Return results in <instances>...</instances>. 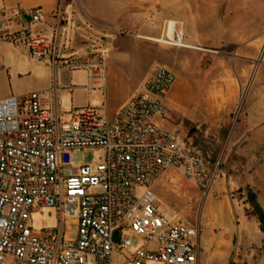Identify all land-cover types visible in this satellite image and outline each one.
<instances>
[{"label":"built area","instance_id":"built-area-1","mask_svg":"<svg viewBox=\"0 0 264 264\" xmlns=\"http://www.w3.org/2000/svg\"><path fill=\"white\" fill-rule=\"evenodd\" d=\"M62 7L63 0L55 13L61 20ZM40 20L34 11L32 22ZM165 24L162 40L154 42L191 47L181 24ZM0 33L56 72L84 70L93 89L104 91L99 82L107 56L101 48L69 54L58 30L34 33L10 9L1 12ZM176 78L155 64L112 116L102 106L61 111L58 84L46 95L34 91L0 99V264H89L91 256L93 264H197L199 227L164 214L153 189L169 170L203 191L220 175L218 159L209 160L179 130L157 122L169 113L166 100ZM85 149H99L101 162L69 163L70 173H64L65 155ZM44 207L55 209L56 226L35 231L31 214ZM70 226H75L71 238ZM132 237L139 241L134 250Z\"/></svg>","mask_w":264,"mask_h":264},{"label":"rangeland","instance_id":"rangeland-1","mask_svg":"<svg viewBox=\"0 0 264 264\" xmlns=\"http://www.w3.org/2000/svg\"><path fill=\"white\" fill-rule=\"evenodd\" d=\"M66 2H76V0H64V3ZM244 3L245 7L239 12L243 19L240 23L243 30L239 31V37L250 35L249 28L253 26L251 24L253 19L261 20V52L256 53L255 59L262 67V81L258 86L260 95L255 102L259 100L264 105V0L241 1V4ZM193 6V1H181L178 7L171 9V13L182 17L191 11ZM149 19L150 25L154 26L153 15H150ZM230 25L231 21H228L227 26ZM76 28L77 23L62 30L60 43L65 45L66 50H71L69 54L77 51L79 55H89L99 47L105 52L107 59L114 51L117 55H121L119 62L112 66L111 76L107 82L106 104L111 108L139 90L146 74L155 64L164 65L176 74L183 90L179 101L182 110L175 118L181 125L190 124L187 133L184 134L186 139L193 138L194 140L190 142L201 149L209 160L218 159L221 170L210 191L199 189L194 183L184 179L178 171L169 170L161 177L164 179L161 193L155 190L159 199V209L164 210L167 216L174 215L177 220L199 227L200 234L207 243L202 245L201 241L199 254L204 251L214 252L218 242L224 240L227 233L232 230L229 264H264V232L248 196L249 193L256 196V201L263 211L264 221V112L260 126V142L249 144L245 138L250 133L239 127L243 117L242 108L247 103L246 96L252 84L253 74L237 97L239 86L237 81L228 80L226 72L228 65L212 71L201 55L205 50L203 48L171 47L144 40L138 37V33L125 30L117 34L124 39L115 47L111 41L114 37L105 24L98 23L92 26L90 23L77 36L75 35L77 30L74 31ZM186 29L188 33V28ZM187 42L194 46L188 35ZM231 50L229 47L224 51L230 53ZM4 56L5 68L0 70V96L4 93L7 96H19L40 90L39 82L49 71L48 66L35 67L27 61L20 48L13 44H8ZM79 71L77 74L73 73L71 85L87 86V75L82 74V70ZM100 82L102 83L103 80ZM88 87L91 89L95 86L91 84ZM83 100H85L83 104L91 107H101L103 104V97L97 91L90 92ZM66 103L65 101L63 104L64 109ZM218 121H222L225 126L219 128L212 125L213 122ZM101 155L99 149L72 150L65 155L63 171L66 174L70 173L69 163L75 166L100 163ZM208 201L213 202L212 217L208 214ZM226 211L231 215L232 228L227 227L225 222L222 225L215 223V216ZM31 218L35 231L56 226V212L52 207H44L33 212ZM67 232L71 238L75 226H70ZM132 243L131 250H134L139 241L136 237H132ZM201 255L202 259H205L203 254ZM88 262L93 264L94 258L89 257ZM201 264L219 263L203 261Z\"/></svg>","mask_w":264,"mask_h":264},{"label":"crops","instance_id":"crops-1","mask_svg":"<svg viewBox=\"0 0 264 264\" xmlns=\"http://www.w3.org/2000/svg\"><path fill=\"white\" fill-rule=\"evenodd\" d=\"M92 1L98 2L93 3ZM181 1H193L194 6L184 16L178 17L171 13V9L178 7ZM241 1L245 0H76V2L66 3L63 0L61 20L55 16V13L61 5V0H0V16L4 9L15 10L19 12L25 28H29L34 33L41 32L45 35L51 34L53 30H58L60 33L59 41L62 38V30L67 26L71 27V25L77 23V28L74 30H77L75 34L77 36L90 23L96 25L98 23L105 24L109 27L111 36L114 37L111 41L115 44V47L124 39L123 36H117L123 30L130 33H138L144 40L155 41L164 35L166 21H174L181 24L184 31L188 28V33L186 31L185 33L192 40L191 43L194 44L191 49H205L201 55L205 58L206 64L211 67L212 71L220 66L226 67L228 65V70L226 71L228 80L230 82H233V80L237 81L239 86L237 97H239L241 89L246 87L250 76L253 74L252 84L246 96L247 103L242 108L243 117L239 123V127L250 133L245 139H247L249 144H254L261 141L260 126L264 112V105L259 100L255 102L260 95L258 86L262 81V67L257 64L255 59L256 53L261 52V20L256 21L253 19L251 21L253 26L249 28L250 35L240 38L239 31L243 30L240 23L243 19H241L242 17L239 12L246 5L245 3L241 4ZM34 11L39 12L41 17V20L35 23L32 22V13ZM150 15L154 17V26L150 25ZM227 20L231 21L230 27L227 26ZM86 23H89V25H86ZM17 28L15 27V29ZM156 36L160 37L154 38ZM8 44L11 43L2 39L0 33V70L5 68L4 55ZM229 47L232 50L230 53H226L224 50ZM18 48H20L27 61L34 64L35 67H49L46 76L39 82L40 90L38 91L46 95L52 86L58 84L60 89L57 91L56 96L62 100L61 111L70 112L74 108L87 106L83 104L85 102L83 100L84 96H89L90 92L97 91L103 97L102 107L106 109L108 116H112L132 95L121 101L115 107L111 108L106 104L107 82L111 76L112 66L116 65L121 57V55H117L116 51L112 52L111 56L107 59L105 77L102 83L99 82L104 88V91L100 92L93 88L89 89L88 86L91 84L95 86V83L88 77V74L84 70H82V74L87 75V86H73L71 85L73 73L77 74V72H80L79 70L70 71L63 69L56 72L47 63L30 59L22 47L18 46ZM66 85H70L71 88H65ZM182 90L180 82L176 78V82L166 100L169 113L166 118L158 119L157 122L163 129L179 130L181 135L185 136L184 134L187 133L190 124L181 125L176 119V116L180 115L178 113L182 110L179 105ZM23 95L25 94L19 96ZM5 97H8L6 93L1 95L0 99ZM65 101L67 102L66 109L63 108ZM45 103L48 104L50 101L46 98ZM212 125L219 128L225 126L222 121L213 122ZM188 140L191 141L194 139L190 138ZM163 182V178L158 179L153 184L154 191L156 190L158 193H161ZM213 208V202L208 201L207 210L211 217L213 216ZM161 211L166 214L164 210ZM168 217L175 219V216L171 214ZM215 218L216 224L222 225L225 222L227 227L232 228L231 215L228 211L221 213L219 216L216 215ZM232 235L231 230L227 233L224 240L218 242L214 252L206 253L204 251V253H200L197 264H201L203 261L229 264L231 255L230 238ZM201 241L202 245H207L204 236L199 233L198 245H200ZM201 254H203L205 259H202Z\"/></svg>","mask_w":264,"mask_h":264},{"label":"trees","instance_id":"trees-1","mask_svg":"<svg viewBox=\"0 0 264 264\" xmlns=\"http://www.w3.org/2000/svg\"><path fill=\"white\" fill-rule=\"evenodd\" d=\"M248 196H249V202L251 203V206L255 210V214L257 215V217L260 219L261 222H264L263 221V211L259 203L256 201V196L252 193H249ZM261 230L264 232L263 228H261Z\"/></svg>","mask_w":264,"mask_h":264},{"label":"water","instance_id":"water-1","mask_svg":"<svg viewBox=\"0 0 264 264\" xmlns=\"http://www.w3.org/2000/svg\"><path fill=\"white\" fill-rule=\"evenodd\" d=\"M261 228L264 229V222H261ZM119 234H120V231L119 230H116L115 233H114V235H113V240L115 242H118Z\"/></svg>","mask_w":264,"mask_h":264},{"label":"bare ground","instance_id":"bare-ground-1","mask_svg":"<svg viewBox=\"0 0 264 264\" xmlns=\"http://www.w3.org/2000/svg\"><path fill=\"white\" fill-rule=\"evenodd\" d=\"M172 22V21H171ZM162 40V36L159 38V39H156L155 41H161ZM191 46V45H190ZM192 48V46L189 48V49H191Z\"/></svg>","mask_w":264,"mask_h":264}]
</instances>
